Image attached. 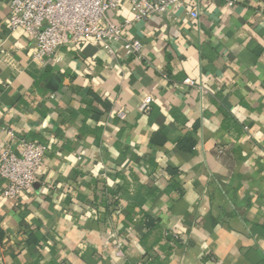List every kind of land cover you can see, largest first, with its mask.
Here are the masks:
<instances>
[{"label": "crops", "instance_id": "obj_1", "mask_svg": "<svg viewBox=\"0 0 264 264\" xmlns=\"http://www.w3.org/2000/svg\"><path fill=\"white\" fill-rule=\"evenodd\" d=\"M8 13L0 153L48 151L20 200L0 178V264H264V0L134 22L141 57L87 42L36 61Z\"/></svg>", "mask_w": 264, "mask_h": 264}, {"label": "built area", "instance_id": "obj_2", "mask_svg": "<svg viewBox=\"0 0 264 264\" xmlns=\"http://www.w3.org/2000/svg\"><path fill=\"white\" fill-rule=\"evenodd\" d=\"M5 1V0H0ZM9 13L7 28L14 33L24 31L33 44V59H60L64 47L93 42L114 53V45L123 42L127 55L141 57L142 43L126 35V29L134 22L159 17L175 20L184 10L191 19H198L200 8L206 0H7ZM128 5L131 17L117 21L115 16L123 5ZM232 5L233 2L229 1ZM4 59L11 61L8 53L0 50ZM147 102L141 106L144 109ZM119 119L127 117V110H116ZM14 137L13 131H9ZM20 153L10 146L0 153V178L6 182L3 196L20 200L39 180L48 148L44 143L22 139ZM121 254V251H119Z\"/></svg>", "mask_w": 264, "mask_h": 264}, {"label": "trees", "instance_id": "obj_3", "mask_svg": "<svg viewBox=\"0 0 264 264\" xmlns=\"http://www.w3.org/2000/svg\"><path fill=\"white\" fill-rule=\"evenodd\" d=\"M2 240V233L0 232V241Z\"/></svg>", "mask_w": 264, "mask_h": 264}]
</instances>
